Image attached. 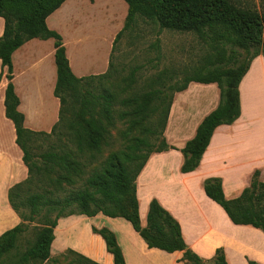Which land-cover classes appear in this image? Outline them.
<instances>
[{
    "label": "trees",
    "instance_id": "obj_1",
    "mask_svg": "<svg viewBox=\"0 0 264 264\" xmlns=\"http://www.w3.org/2000/svg\"><path fill=\"white\" fill-rule=\"evenodd\" d=\"M65 1L0 0V17L5 21L4 33L0 37V62L3 68H7L9 79L5 97L6 116L15 125L17 142L29 170L28 178L13 186L9 192L10 202L18 212L21 223L0 237V264H43L51 258L57 261L68 256L73 257L75 264H98L71 249L51 256L58 219L76 213L88 216L103 213L110 217L125 218L150 247L170 253L183 251L186 264H228L222 248L217 249L209 260L192 251L183 238L180 223L157 199L150 202L147 225L143 227L137 178L152 154L176 149L168 144L164 132L175 94L186 90L191 82L217 84L220 102L200 123L196 135L181 149L184 155L181 166L183 173L193 172L200 166L212 136L220 125H232L239 119L240 84L253 59L264 56V7L261 9L254 4L235 0H124L128 4V13L123 29L115 38L113 50L124 31L131 29L137 19L142 18L162 29L196 34L208 48L204 61L192 76L185 77L183 83L166 84L174 80V75L160 71L151 79L149 90L122 100L126 110L120 114V118L129 122L130 129L154 119L145 129V134L149 136L128 138L129 132L126 133V148L110 153L101 167L88 175L82 187H71L74 181L70 175L59 173L56 181L49 180L54 189L24 197L23 188L32 184L35 172L47 177L56 172L55 167L78 166L67 152L55 150L42 153L43 166H39L38 161L34 160L35 148L30 143L35 135L55 134L65 120L64 111L72 109L74 118L69 121V127L79 151H99L105 142L107 124H112L114 120L113 93L107 90L99 93L91 90L83 92L85 85L108 76L111 59L106 73L77 77L70 66L62 36L47 25V18ZM34 38L55 39L57 82L54 94L60 99L61 109L59 120L50 133L35 132L25 126V115L19 110L20 98L13 84L12 55ZM240 50L247 55L243 60ZM64 105L71 108H65ZM151 136H155L160 143H152ZM259 177L260 171L256 170L251 184L235 199L226 198L220 177L207 178L204 189L208 197L222 206L232 222L252 225L264 231V181ZM64 182L70 188H66ZM58 191H63V195H58ZM24 208L28 209V215L23 211ZM56 210L58 214L52 219L50 214ZM35 216H39L36 226H40L35 240L24 251H20L18 241ZM93 231L104 238L115 264H127L116 235L110 229L94 227ZM249 264L259 263L250 260Z\"/></svg>",
    "mask_w": 264,
    "mask_h": 264
},
{
    "label": "crops",
    "instance_id": "obj_2",
    "mask_svg": "<svg viewBox=\"0 0 264 264\" xmlns=\"http://www.w3.org/2000/svg\"><path fill=\"white\" fill-rule=\"evenodd\" d=\"M124 1V0H123ZM121 0H66L47 18L50 29L58 32L77 77L101 75L108 71L119 28L109 35L84 34L85 6L116 9L111 23L127 17L128 4ZM127 4V5H126ZM96 18V13H94ZM106 16H104L105 18ZM5 21L0 17V37ZM120 30V29H119ZM55 39L34 38L12 55L13 84L20 98L19 110L25 126L35 132L50 133L59 120L61 102L55 96L57 66ZM80 59V60H79ZM7 68L0 62V237L21 223L13 208L10 189L24 182L29 170L17 142V132L6 116L5 97L9 84ZM241 116L232 125H220L214 132L200 166L183 173L181 149L192 139L203 119L217 108V84L191 82L177 92L171 106L164 136L176 149L154 153L137 178L141 225H147L150 202L157 199L180 223L182 235L197 255L205 260L217 249L225 251L228 264H264V231L252 225L232 222L226 211L205 192L204 182L220 177L227 199H235L251 184L256 170L264 171V106L257 99L264 94V56L253 59L240 84ZM110 229L117 238L127 264H186L183 251L167 252L152 248L122 217L103 213L94 216L72 214L58 219L54 228L51 256L74 250L98 264H115L104 238L93 228Z\"/></svg>",
    "mask_w": 264,
    "mask_h": 264
},
{
    "label": "rangeland",
    "instance_id": "obj_3",
    "mask_svg": "<svg viewBox=\"0 0 264 264\" xmlns=\"http://www.w3.org/2000/svg\"><path fill=\"white\" fill-rule=\"evenodd\" d=\"M235 1L243 4H254L261 9L264 7V0ZM116 9L112 5L106 8L85 6L84 11L90 14L84 16L82 25L84 34L87 36L89 33L99 32L107 36L111 30L119 28L118 34L124 27L125 17L121 21L118 17L117 24H112V16H114ZM94 13H96L97 19L94 18ZM104 16L106 17L104 18ZM207 53V46L196 34L162 29L157 24L138 18L135 26L124 31L122 37L116 43L111 55L112 66L108 76L102 80L100 79L101 81L97 80L87 84L83 88V92L91 90L99 93L107 90L115 95L114 120L112 124L106 122L105 142L100 150L86 149L83 153L79 151L73 140V132L69 127V121L74 118L73 111L72 109H66L63 113V119L65 120L57 128L55 134L50 136L35 135L30 143L35 148L33 151L35 154L34 160L38 161L39 166H43L40 156L49 150L67 152L70 158L78 163V166H74L75 168L55 167L56 172L47 177L35 172L32 184L23 188V196L26 197L31 193L54 189L55 187L49 180L56 181L59 173L70 175L74 181L71 187L80 188L88 175L99 169L110 153L119 152L126 148L128 138L149 136V134H145V129L150 126L151 121L154 119L145 121L130 129L129 122L120 118V114L126 110L122 105V100L131 97L135 93L141 94L149 90L151 79L160 71H167L174 75V80H170L166 84L183 83L186 76H192L200 67ZM240 53L241 60L245 59L246 53L242 50H240ZM166 93L171 94L172 92L166 91ZM257 98L264 106V94L258 95ZM65 108L71 107L65 106ZM128 132L129 136L127 138L126 133ZM150 139L155 145L160 143L155 136H151ZM259 178L264 181V171H261ZM64 186L70 188L65 182ZM63 193V191H58V195H63ZM23 211L27 215L29 214L28 209L24 208ZM57 214L58 211L56 210L50 216L54 219ZM34 219L18 241L20 251H24L35 240L36 232L40 228V226H36L39 222V216H35ZM72 258L68 256L57 261L51 258L43 264H75Z\"/></svg>",
    "mask_w": 264,
    "mask_h": 264
}]
</instances>
